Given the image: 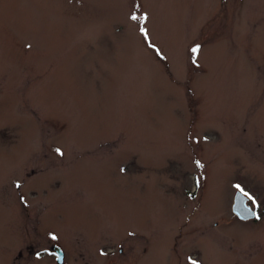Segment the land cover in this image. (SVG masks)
Returning a JSON list of instances; mask_svg holds the SVG:
<instances>
[{
	"label": "rangeland",
	"instance_id": "1",
	"mask_svg": "<svg viewBox=\"0 0 264 264\" xmlns=\"http://www.w3.org/2000/svg\"><path fill=\"white\" fill-rule=\"evenodd\" d=\"M52 244L264 264V0H0V264Z\"/></svg>",
	"mask_w": 264,
	"mask_h": 264
},
{
	"label": "water",
	"instance_id": "2",
	"mask_svg": "<svg viewBox=\"0 0 264 264\" xmlns=\"http://www.w3.org/2000/svg\"><path fill=\"white\" fill-rule=\"evenodd\" d=\"M247 199L243 194L237 192L233 199L232 204V212L240 219V220H249L254 217V212L247 205Z\"/></svg>",
	"mask_w": 264,
	"mask_h": 264
},
{
	"label": "flooded vegetation",
	"instance_id": "3",
	"mask_svg": "<svg viewBox=\"0 0 264 264\" xmlns=\"http://www.w3.org/2000/svg\"><path fill=\"white\" fill-rule=\"evenodd\" d=\"M53 246H57L56 244H52L51 246H50V249L51 250H47V249H42V250H38V251H32V253H33V256L35 257V258H43V257H41V256H45V257H48V258H51V259H53L54 261H55V259H56V256H55V252H54V250H53ZM122 250L121 249H118V252H121ZM63 252V251H62ZM80 254V253H79ZM18 259L19 258H21V254L19 253L18 255ZM63 256H64V253H63ZM64 260H65V258L63 259V262H64ZM63 262H62V264H63ZM65 263V262H64Z\"/></svg>",
	"mask_w": 264,
	"mask_h": 264
},
{
	"label": "snow or ice",
	"instance_id": "4",
	"mask_svg": "<svg viewBox=\"0 0 264 264\" xmlns=\"http://www.w3.org/2000/svg\"><path fill=\"white\" fill-rule=\"evenodd\" d=\"M132 19L133 20H135V19H137V17L135 16V15H133L132 16ZM141 31H143V29H141ZM192 51H193V53H195L196 51H197V49L196 48H193L192 49ZM197 163H199V162H197ZM239 187V186H238ZM245 196H247L248 194L247 193H243ZM250 199H251V197H249ZM55 238V237H54Z\"/></svg>",
	"mask_w": 264,
	"mask_h": 264
}]
</instances>
